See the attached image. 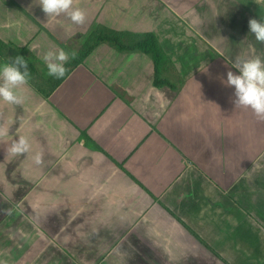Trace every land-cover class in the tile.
<instances>
[{
	"label": "crops",
	"instance_id": "0c3cea01",
	"mask_svg": "<svg viewBox=\"0 0 264 264\" xmlns=\"http://www.w3.org/2000/svg\"><path fill=\"white\" fill-rule=\"evenodd\" d=\"M76 3L83 25L0 0V36L47 72L46 51L99 21L152 30L174 86L142 49L101 43L50 95L0 100V264H264V121L225 83L237 56L264 57L249 29L264 0ZM19 135L31 151L6 155Z\"/></svg>",
	"mask_w": 264,
	"mask_h": 264
},
{
	"label": "clouds",
	"instance_id": "9594fccd",
	"mask_svg": "<svg viewBox=\"0 0 264 264\" xmlns=\"http://www.w3.org/2000/svg\"><path fill=\"white\" fill-rule=\"evenodd\" d=\"M43 12L49 17L67 16L73 24L83 25L87 20V12L79 7L76 0H39ZM47 27V25H45ZM250 32L256 41L264 43V21L256 18L249 20ZM79 51L75 48L66 50L49 49L42 59L47 68V75L62 79L69 72L66 67L70 60H75ZM240 74L229 70L227 86L234 87L232 103L236 109H250L258 121H264V57L260 55H239L233 64ZM23 69V70H22ZM31 80L28 61L23 56L6 59L0 63V100L9 105H23L26 100L25 86ZM9 135V128L0 124V140ZM6 143V155L20 156L32 149L27 135H19L10 143ZM35 165L43 164V151L35 152L32 157Z\"/></svg>",
	"mask_w": 264,
	"mask_h": 264
},
{
	"label": "trees",
	"instance_id": "16d2710c",
	"mask_svg": "<svg viewBox=\"0 0 264 264\" xmlns=\"http://www.w3.org/2000/svg\"><path fill=\"white\" fill-rule=\"evenodd\" d=\"M72 39H74L72 41ZM79 40V44L74 43ZM65 49H77L79 56L75 60H70L66 67L69 72L62 79H56L48 76L41 71L37 65V61H41L28 52L27 45L18 44L12 40H7L0 36V61L6 59H14L16 56H23L28 61V69L31 71V80L29 81L39 92L44 95H50L55 88L67 77L71 70L84 62L85 58L97 48L101 43H109L114 45L118 50L142 49L143 52L149 54L154 62V82L156 85L168 84L174 86V83L163 76L165 67L171 62V58L165 52V48L161 44L157 34L152 30H130L120 29L109 26L107 24H97L87 32H76L67 41H60ZM23 70V69H22Z\"/></svg>",
	"mask_w": 264,
	"mask_h": 264
},
{
	"label": "rangeland",
	"instance_id": "374dc122",
	"mask_svg": "<svg viewBox=\"0 0 264 264\" xmlns=\"http://www.w3.org/2000/svg\"><path fill=\"white\" fill-rule=\"evenodd\" d=\"M97 24H104V23L99 21V22L93 24V26H91V27L89 28V30L92 29V27H94V26L97 25ZM163 24H168V22H164ZM107 25H108V24H107ZM109 26H111V25H109ZM112 27H114V26H112ZM115 28H118V27H115ZM89 30H88V31H89ZM86 32H87V31H86ZM73 35H74V34H73ZM73 35H72V36H73ZM72 36H71V37H72ZM71 37H70V38H71ZM70 38H69V39H70ZM7 40H8V39H7ZM73 40H74V39H72V41H73ZM78 43H79V40H78L77 42H75L74 44H75V45H76V44L78 45ZM32 55H33V54H32ZM34 56H36V55H34ZM36 57H37V56H36ZM37 58H38V57H37ZM39 59H40V58H39ZM40 60H41V59H40ZM40 64H41V61H37V65L39 66ZM39 67H40L41 69H43V68L41 67V65H40ZM45 71H46V69H45ZM45 71H44V72H45ZM45 73H47V72H45ZM3 193H4V190H3ZM6 194H7V193H6ZM7 196H8V194H7ZM5 204H8V200H6V199L3 200L2 206L5 205Z\"/></svg>",
	"mask_w": 264,
	"mask_h": 264
}]
</instances>
